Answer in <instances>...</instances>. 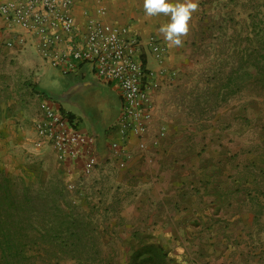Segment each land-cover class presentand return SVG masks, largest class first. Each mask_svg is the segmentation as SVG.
Instances as JSON below:
<instances>
[{
  "label": "crops",
  "instance_id": "1",
  "mask_svg": "<svg viewBox=\"0 0 264 264\" xmlns=\"http://www.w3.org/2000/svg\"><path fill=\"white\" fill-rule=\"evenodd\" d=\"M196 2L198 10L189 22L183 46L169 48L159 28L170 18L147 17L144 0H74L73 15L79 24L87 14L95 16L96 9L104 8V21L127 26L143 40L156 37L166 47L161 62L147 55L158 87L149 95L152 114L145 151L131 136L126 159L120 164L111 147L120 141L114 124L121 102L114 86H88L82 73L81 81L73 82L60 94L61 99L55 97L54 104L73 114L78 128L94 137L95 185L102 189L103 198L119 201L122 216L128 217L127 229L136 232V244L159 248L165 264H264V112L255 121L242 115L238 125L221 126L218 116L214 124L206 125L186 105L195 99L192 81L184 76L193 65L180 63L187 46L203 37L201 17L208 5L204 0ZM11 36L0 16V95L9 101L39 96L30 85L54 95L40 84L51 66L29 45L6 47L4 42ZM84 66L69 73L77 76ZM21 84L23 89H19ZM76 95L91 96L93 101L99 98L95 112L79 108L88 119L86 126L80 115L61 105L62 99ZM161 127L164 134L158 135ZM144 254L148 257L150 251Z\"/></svg>",
  "mask_w": 264,
  "mask_h": 264
},
{
  "label": "rangeland",
  "instance_id": "2",
  "mask_svg": "<svg viewBox=\"0 0 264 264\" xmlns=\"http://www.w3.org/2000/svg\"><path fill=\"white\" fill-rule=\"evenodd\" d=\"M206 3L201 17L203 37L187 46L180 63L193 65L184 76L192 81L195 99L186 105L206 125L216 116L221 126L238 125L245 114L258 120L264 112V86L257 78L243 72L240 90L233 86L229 95V90L219 89L237 67L235 45L243 47V36L249 31L247 2ZM50 68L40 84L56 95L50 99L53 102L73 82L79 83L82 73L88 86L102 85L92 79L87 65L77 76ZM31 96L9 101L0 95V232L4 229L8 235L0 240L19 244L16 264H165L159 248L135 243L136 232L127 229L128 217L122 216L119 201L101 196L102 189L95 185L98 180L92 177L97 165L88 174L82 160L61 157L41 138L43 99ZM98 100L76 95L62 99L61 105L80 115L86 126L88 119L79 108L95 112Z\"/></svg>",
  "mask_w": 264,
  "mask_h": 264
},
{
  "label": "built area",
  "instance_id": "3",
  "mask_svg": "<svg viewBox=\"0 0 264 264\" xmlns=\"http://www.w3.org/2000/svg\"><path fill=\"white\" fill-rule=\"evenodd\" d=\"M73 5L74 0H0V16L12 35L4 45H29L47 65L63 73L87 65L98 83L117 89L120 141L111 147L121 164L131 136L137 139L139 149L146 150L152 114L149 95L158 87L147 55L161 62L166 47L156 37L143 40L127 26L104 21V8L96 9L95 16L87 14L81 25L75 20ZM41 111V138L61 157L82 160L89 174L98 163L94 137L80 130L77 118L52 100H43ZM163 134L161 127L158 135Z\"/></svg>",
  "mask_w": 264,
  "mask_h": 264
},
{
  "label": "trees",
  "instance_id": "4",
  "mask_svg": "<svg viewBox=\"0 0 264 264\" xmlns=\"http://www.w3.org/2000/svg\"><path fill=\"white\" fill-rule=\"evenodd\" d=\"M247 2V19L249 31L243 36L244 46L241 47L236 44L233 49V57L235 58L237 67L233 69V73L228 75V79L225 84L221 85L219 89L229 90V95L233 94V86L236 91L240 90V80L243 72L248 74L249 77L257 78L259 84L264 86V0H245ZM251 4V7L248 5ZM255 10V13H254ZM241 36V35H240ZM241 48L239 52H235V49ZM250 67V68H249ZM33 93L39 95L42 98H53L51 94L37 85H30ZM216 97V92L214 91ZM219 93V91H218ZM226 95L225 93H221ZM226 100V98H223ZM71 116H73L71 114ZM17 212V216H21ZM3 227L0 226V229ZM1 237H8L7 232L3 229L0 232ZM19 244L10 241L5 242L0 240V264H16L19 259L20 252Z\"/></svg>",
  "mask_w": 264,
  "mask_h": 264
},
{
  "label": "clouds",
  "instance_id": "5",
  "mask_svg": "<svg viewBox=\"0 0 264 264\" xmlns=\"http://www.w3.org/2000/svg\"><path fill=\"white\" fill-rule=\"evenodd\" d=\"M143 8L147 17L164 15L169 17V22L162 24L159 33L162 35L169 48L183 46V38L190 31V20L198 10L196 0H182L171 3L169 0H144Z\"/></svg>",
  "mask_w": 264,
  "mask_h": 264
}]
</instances>
